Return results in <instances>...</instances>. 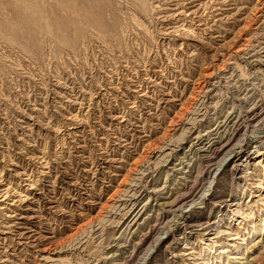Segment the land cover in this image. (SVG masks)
Instances as JSON below:
<instances>
[{
  "label": "rangeland",
  "instance_id": "obj_1",
  "mask_svg": "<svg viewBox=\"0 0 264 264\" xmlns=\"http://www.w3.org/2000/svg\"><path fill=\"white\" fill-rule=\"evenodd\" d=\"M263 248L264 0H0V264Z\"/></svg>",
  "mask_w": 264,
  "mask_h": 264
},
{
  "label": "bare ground",
  "instance_id": "obj_2",
  "mask_svg": "<svg viewBox=\"0 0 264 264\" xmlns=\"http://www.w3.org/2000/svg\"><path fill=\"white\" fill-rule=\"evenodd\" d=\"M252 112V111H251ZM213 134V133H212ZM217 135V134H216ZM230 141V140H229ZM226 143H228L229 144V142H226ZM168 146V145H167ZM231 146V145H230ZM236 146V145H235ZM171 150V149H170ZM215 150V149H214ZM166 154V153H165ZM225 154V153H224ZM223 156V158H224V155H222ZM221 156V157H222ZM226 156V155H225ZM214 158V157H213ZM218 158V157H217ZM219 159V158H218ZM220 160H221V158H220ZM223 160V159H222ZM224 160H226V159H224ZM226 162V161H225ZM131 188H132V186H131ZM133 189V188H132ZM138 189V188H137ZM130 191V190H129ZM131 192H132V190H131ZM134 192V191H133ZM154 192V191H153ZM156 192V191H155ZM200 192V191H199ZM153 194V193H152ZM155 194V193H154ZM157 195V194H156ZM160 195V194H159ZM158 196V195H157ZM183 197H184V195H182ZM160 197V196H159ZM180 197V196H179ZM182 197V198H183ZM198 197V196H197ZM124 198V197H123ZM142 198V197H141ZM140 198V199H141ZM185 198V197H184ZM186 198H187V196H186ZM194 198V197H193ZM176 199V198H175ZM124 200V199H123ZM139 200V199H138ZM137 200V197L136 198H134V197H132V199L130 200V201H132L131 202V216H132V226L133 225H135L136 223H137V221L138 220H140L141 219V217H142V213H143V211L145 210L143 207H140L139 208V201ZM174 201H176V200H174ZM189 202V201H188ZM191 202V201H190ZM171 203H174L173 201L171 202ZM170 203V204H171ZM177 203V202H176ZM169 204V205H170ZM184 205V204H183ZM182 205V206H183ZM142 206V205H141ZM145 206V205H144ZM188 206V205H187ZM126 207H127V205H126ZM189 207V206H188ZM130 208V207H129ZM177 208V207H176ZM173 209V208H172ZM178 209V208H177ZM176 209V210H177ZM181 209V208H180ZM144 214V213H143ZM130 217V216H129ZM130 220H131V218H130ZM131 226V225H130ZM161 230V229H160ZM264 249V248H263ZM263 249H262V252H263ZM261 253V252H260ZM263 254V253H262ZM262 256V255H261ZM260 257V256H259ZM263 257V256H262ZM254 260V259H253ZM257 260H258V258H255V260L253 261V263L254 264H257Z\"/></svg>",
  "mask_w": 264,
  "mask_h": 264
}]
</instances>
